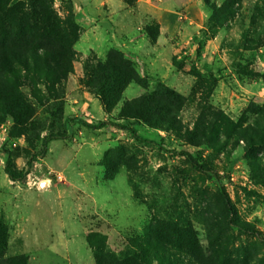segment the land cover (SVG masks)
I'll list each match as a JSON object with an SVG mask.
<instances>
[{"label":"rangeland","instance_id":"374dc122","mask_svg":"<svg viewBox=\"0 0 264 264\" xmlns=\"http://www.w3.org/2000/svg\"><path fill=\"white\" fill-rule=\"evenodd\" d=\"M69 1L53 0L66 21ZM122 6L129 12L119 21L134 30L133 44L111 46L100 58L75 45L78 36L72 70L53 91L37 84L32 95L22 86L32 110L27 120L0 109L2 256L22 254L28 264H96L97 251L131 254L146 243L156 219H168L191 231L201 264H264V243L228 224L213 177L166 152L201 150L223 176L238 218L264 232V0H238L216 21L203 0H122L117 9ZM94 8L108 10L106 2ZM160 26L163 37L153 44L146 30L159 33ZM111 49L134 63L140 79L107 111L83 80L85 65L104 61ZM165 90L181 98L171 109L173 123L119 118L125 100ZM73 114L132 124L153 142L112 125L69 122L67 136L49 141L41 154L44 137L62 132ZM7 153L15 170L27 169L22 179L6 174ZM32 154L38 156L27 168ZM167 254L200 264L177 249Z\"/></svg>","mask_w":264,"mask_h":264},{"label":"trees","instance_id":"16d2710c","mask_svg":"<svg viewBox=\"0 0 264 264\" xmlns=\"http://www.w3.org/2000/svg\"><path fill=\"white\" fill-rule=\"evenodd\" d=\"M211 1L203 0L211 10L209 19L212 21L227 15V12L233 10L234 3L238 2L223 0L217 5ZM70 18L66 21L58 14L53 0H0V109L10 114L15 121L24 122L32 114L22 86L28 87L32 95L39 91L37 84H42L46 91H53L54 86L72 70L73 44L78 39L81 28ZM146 32L152 41L158 35L157 31L147 29ZM139 79L134 63L118 49L109 50L104 61L87 63L84 67V84L96 91L107 111L120 100L127 84ZM180 99L178 94L170 90H165L160 95H141L125 100L118 115L121 119H141L150 126L173 123L175 117L171 109L173 105L180 103ZM69 122L91 129L112 125L127 130L137 140L153 142L140 136L132 124L111 119L87 120L83 115L73 114L65 117L62 132L50 133L44 137L41 154L49 141L67 136L66 125ZM166 152L171 157L184 159L196 170L210 174L217 182L228 224L240 233L254 236L264 243V232L238 218L222 181L223 176L204 161L201 150H197L194 155L185 150L170 149ZM37 156L38 154H32L29 157L26 161L27 168ZM4 170L13 180H20L27 173V169L13 168L9 153ZM1 239L0 235V264H28L22 254L3 257ZM136 247L134 252L125 253L121 258L97 251L96 264H149V258L165 264H182L170 254L166 255V251L171 248L191 255L200 264L203 258L191 231L168 219H156L150 225L146 243L137 244ZM147 250L152 253L149 254Z\"/></svg>","mask_w":264,"mask_h":264},{"label":"crops","instance_id":"0c3cea01","mask_svg":"<svg viewBox=\"0 0 264 264\" xmlns=\"http://www.w3.org/2000/svg\"><path fill=\"white\" fill-rule=\"evenodd\" d=\"M122 0H71L69 1V17H74L81 26L84 27L79 35L75 45L81 46L82 49H92L97 56L103 58L109 47H116L123 50V47H129L132 42V32L134 31L129 24L123 25L119 21L120 17L126 16L129 11L119 7ZM107 3V11H100L94 8V3ZM119 2V3H118ZM111 22L115 24L114 28H109ZM165 26L159 27V33L153 44L158 43L163 37L162 33ZM144 34V33H143ZM145 35V34H144ZM108 43V44H107ZM123 45V46H122ZM126 55H129L124 50Z\"/></svg>","mask_w":264,"mask_h":264}]
</instances>
